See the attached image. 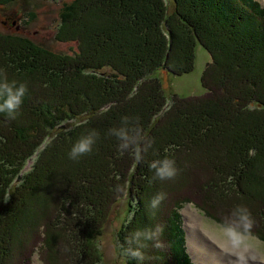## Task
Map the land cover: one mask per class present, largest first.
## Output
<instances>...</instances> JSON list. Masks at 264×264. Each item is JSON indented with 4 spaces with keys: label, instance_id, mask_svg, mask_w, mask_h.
Returning a JSON list of instances; mask_svg holds the SVG:
<instances>
[{
    "label": "trees",
    "instance_id": "trees-1",
    "mask_svg": "<svg viewBox=\"0 0 264 264\" xmlns=\"http://www.w3.org/2000/svg\"><path fill=\"white\" fill-rule=\"evenodd\" d=\"M13 1L0 0V8ZM68 1L53 35L75 45L68 52L0 32V75L17 83L30 81L36 89L34 106H28L25 96L15 119L0 114V264H29L34 253L44 264H105L99 234L92 228L101 233L122 194L133 214L116 232L118 246L126 230L157 226L154 221L165 213V227L158 234L165 245L145 251V263L151 257L149 264H155L159 256L157 264H192L180 223L184 204L172 195L183 191L174 190V177L155 180L148 164L167 157L177 165L185 138L221 135L218 115L232 114L233 123L252 134L254 142L242 143L246 153L226 165V177L239 189L244 183L256 187L249 195L264 189V10L255 0ZM202 51L210 56L203 75L225 72L243 81L233 110L226 103L209 102L217 93L204 98L167 95L153 76L162 68L177 75L190 72L195 52ZM253 87L255 93L248 97ZM210 115L216 121L209 122ZM122 124L141 132L140 138L152 145L144 153V145H137V154L125 156L118 143L111 148L114 138L108 130ZM91 129L99 137L92 151L70 160L71 144ZM179 131L183 139H174ZM214 175L208 174L212 185ZM175 176L181 177L179 168ZM196 184L185 182V202L194 197ZM157 193L164 199L153 213L147 205ZM251 198L258 206L249 212L263 217L262 199ZM145 205L147 211L141 213ZM197 206L222 220L212 205L214 213H209L205 201ZM254 232L264 239V233Z\"/></svg>",
    "mask_w": 264,
    "mask_h": 264
},
{
    "label": "rangeland",
    "instance_id": "rangeland-1",
    "mask_svg": "<svg viewBox=\"0 0 264 264\" xmlns=\"http://www.w3.org/2000/svg\"><path fill=\"white\" fill-rule=\"evenodd\" d=\"M64 1L69 2L68 0H14L10 3V5L0 8V32L18 34L23 37H27L34 43L44 46L52 51L68 52L71 47L75 48V45L69 44L68 42L57 41L53 37L55 34V28L60 19L61 7ZM255 1L258 2L259 7L264 10V0ZM255 1L252 0V3ZM5 13L9 15H5ZM8 17H10L8 20L9 22L3 23V21L7 20ZM11 20L15 21L12 26L10 25ZM16 27L18 29H16ZM262 28V32H264V11L262 12ZM254 31L256 34L260 33V31ZM262 37V42L264 44V33L262 34ZM208 57L210 56L207 55L205 51L200 52V55L195 52L193 68L190 72L177 75L162 68L157 69L153 73V76L160 79L167 95L174 94L180 97L204 98L212 93H217V99L209 100V102L213 105L226 103L228 109L233 110L235 102H238L241 98L238 96L239 94L237 91L243 81L236 78L232 79V75L225 72L217 74L214 71L208 70L203 75L204 66L206 63H209V61H206ZM202 76L204 77L203 85L201 84L202 82H200ZM28 83L31 82L29 81L25 83V96L28 98V106H34L36 101L33 93L36 89H31V86ZM232 84H234L233 86L237 88H231ZM256 88L257 87H253L251 89L252 92L246 91L248 97L255 93ZM230 92H232V94H230ZM199 113L203 115L202 112ZM199 113L196 115L197 118H199ZM213 118H215V116L210 115V119H208V121H216ZM189 120L193 121L191 119ZM189 120H187V122H189ZM217 120L220 121L219 126H217L219 128L218 133L223 131L221 135L213 137V135L209 134L206 139H199L198 135L191 138H185V142L182 145V151L179 154L176 152L179 160L177 161L178 164L175 165V167L176 169H180L181 177L179 178L178 176H174L175 180H172V183L174 184L173 188L176 192H183L179 194L173 193L172 195L173 197L182 199L184 204L179 209L181 217L180 223L184 230L185 250L188 254L187 256L190 254V262L192 264H232V258L224 255L220 251V249L225 246L224 242L217 238L215 230L209 226L210 221L217 219L203 213L197 205H203L205 201L208 204L209 213H214L213 210L209 208V206L211 207L212 205L215 209V214L219 218L224 219L227 213L238 205L246 207L248 210L250 207H257L258 204H256L255 199L251 197H256L258 200L262 199V203H264V189L254 191L252 195L246 194L247 191H253L256 187H252L249 183H244V185L240 188V191L239 185H237V183L235 184V181L232 178H227L224 171L226 170V165L234 163L240 154L242 155L246 153V151L243 153L241 149L243 146L241 145L242 143L244 144L249 142L253 144V135L243 130L239 125L233 123L232 114H230L227 118H225L223 114H220L218 115ZM238 122L240 123V117ZM178 133L180 136H176L174 139H183L181 138L183 133L181 131ZM160 139H163L162 136ZM168 139L171 138H167V140ZM164 141L166 140H163V142ZM116 143L117 141L113 139L111 148H113ZM148 148L149 147L143 149V153L144 150H147ZM137 151L138 147L136 146L127 152H122V155L137 154ZM257 155L259 156L260 153H257ZM212 159H214V161H212ZM31 162L32 159H29L25 165V169L30 166ZM188 162H190V167L187 166ZM210 166L213 167V169H210ZM244 170H246L244 172L245 175L247 169L244 168ZM208 174H215L213 177L215 185L208 182ZM112 179L114 178L112 177ZM147 180L148 179H146V181ZM107 181L109 182L108 184H110L108 179ZM179 181L184 183L179 186ZM187 181H190V183L197 182V184L194 187V197H192L188 202H185L183 200L185 198L183 197V194L187 189L185 185V182ZM133 188H135L134 185ZM238 190L240 194L238 193ZM199 200L202 201L200 202ZM111 202L112 201H108V204H106L105 212L109 209ZM117 206L121 207V211L114 210ZM187 208L194 210V212L192 211L189 213L194 225H192L191 221L188 222L186 216L184 215ZM114 209L111 211L110 216L102 227L101 233L98 227L95 229L92 228V231L99 234L97 240L105 264H127L120 250L121 248L118 246L116 232L126 219L132 216L133 207L125 201V195L122 194L114 205ZM146 211L147 208L145 205V208L142 209L141 213H146ZM161 213H163V211ZM250 213L254 220L253 231L258 230L264 233V216L260 217L257 214L252 212ZM157 214L160 215V212L158 211ZM163 219H165V213L154 221L161 230L165 227ZM191 219L189 218V220ZM92 222H95V220ZM96 223L99 224V220ZM129 225L130 224L126 225V227ZM128 232L130 231L126 230L125 234ZM157 241L158 246H155L153 243H149L145 251L152 253L154 250L157 251L158 249L163 248L165 244L161 240V235L157 237ZM35 254L37 259H35ZM158 258L159 256L155 257V264H157ZM150 259L151 257H148L146 259L147 263L145 264H149ZM35 260L38 264H44L39 259L37 253L32 255L31 262L29 264H34Z\"/></svg>",
    "mask_w": 264,
    "mask_h": 264
},
{
    "label": "clouds",
    "instance_id": "clouds-1",
    "mask_svg": "<svg viewBox=\"0 0 264 264\" xmlns=\"http://www.w3.org/2000/svg\"><path fill=\"white\" fill-rule=\"evenodd\" d=\"M26 86L16 81H8L0 75V114L9 119H15L17 110L23 102ZM108 135L113 137L122 152H127L137 145L150 146L141 132L122 124L108 130ZM95 129L77 138L68 150L70 160H77L90 153L98 139ZM155 180L164 181L172 179L177 169L172 159L167 157L154 159L148 164ZM164 199L162 193H157L148 201V209L153 213L158 209ZM209 226L215 230L217 238L225 246L220 251L232 258V264H264V239L253 231L254 220L246 207L236 206L222 220H212ZM161 229L159 226L134 228L124 237L120 245L122 255L134 261V264H145V249L149 243L158 246L157 237Z\"/></svg>",
    "mask_w": 264,
    "mask_h": 264
},
{
    "label": "bare ground",
    "instance_id": "bare-ground-1",
    "mask_svg": "<svg viewBox=\"0 0 264 264\" xmlns=\"http://www.w3.org/2000/svg\"><path fill=\"white\" fill-rule=\"evenodd\" d=\"M192 211L194 212L193 209L187 208L186 213H184V215L186 216L187 221H188V222L191 221L192 225H194V223L192 222L191 216H190V214H189V213L192 212ZM186 214H187L188 216H187ZM189 218H190L191 220H189ZM193 219H194V218H193ZM187 225H189V224H187ZM195 250H196V249H195ZM35 259H37L36 254H35ZM34 264H38V262L35 260Z\"/></svg>",
    "mask_w": 264,
    "mask_h": 264
},
{
    "label": "flooded vegetation",
    "instance_id": "flooded-vegetation-1",
    "mask_svg": "<svg viewBox=\"0 0 264 264\" xmlns=\"http://www.w3.org/2000/svg\"><path fill=\"white\" fill-rule=\"evenodd\" d=\"M5 15H9V14L5 13ZM9 18H10V17H8L7 20H4L3 23H7V22H9V21H8ZM14 23H15V21H12V20L10 21V25H11V26H12ZM16 29H18V28L16 27Z\"/></svg>",
    "mask_w": 264,
    "mask_h": 264
},
{
    "label": "water",
    "instance_id": "water-1",
    "mask_svg": "<svg viewBox=\"0 0 264 264\" xmlns=\"http://www.w3.org/2000/svg\"><path fill=\"white\" fill-rule=\"evenodd\" d=\"M188 251V250H187ZM189 253V252H188ZM189 256H190V254H189ZM190 259H191V256H190Z\"/></svg>",
    "mask_w": 264,
    "mask_h": 264
}]
</instances>
